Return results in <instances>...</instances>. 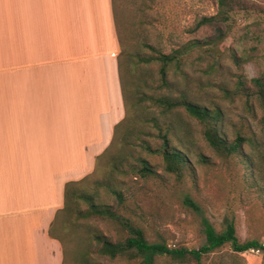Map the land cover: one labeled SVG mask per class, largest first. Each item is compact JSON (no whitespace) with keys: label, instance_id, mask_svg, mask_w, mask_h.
Masks as SVG:
<instances>
[{"label":"rangeland","instance_id":"374dc122","mask_svg":"<svg viewBox=\"0 0 264 264\" xmlns=\"http://www.w3.org/2000/svg\"><path fill=\"white\" fill-rule=\"evenodd\" d=\"M256 2L263 7L261 11L247 19L238 17L232 31L213 39V48L192 50L179 68L171 65L169 84L163 85L159 63H140L138 58L182 49L194 38L216 36L217 25L202 26L197 32L190 29L202 16L216 14L218 0H114L126 120L94 172L77 188L93 195L96 203L130 218L150 242L168 249H197L205 242L204 221L216 232L233 222L240 242H264V117L255 101L248 104L236 90L238 79L264 75V38L256 41L244 36L253 19L262 23L264 31V0ZM219 27L224 29V25ZM183 96L220 110L223 138L230 144L240 137L239 150L212 147L203 135V124L184 107L165 110L150 99ZM162 134L172 145L186 148L188 163L180 178L165 170L161 155L141 146L146 141L158 148ZM139 158L146 160L152 174L142 177L133 170ZM247 158L251 167L246 166ZM110 187L121 192L122 203ZM78 207L80 211L88 208L83 202ZM72 208L59 215L54 229L64 246V264H143L139 258L100 254L94 232L117 242L126 237V230L107 218L78 217L76 207ZM203 263L264 264V254L236 252L226 243L205 254ZM154 264L193 263L163 254L156 256Z\"/></svg>","mask_w":264,"mask_h":264},{"label":"crops","instance_id":"0c3cea01","mask_svg":"<svg viewBox=\"0 0 264 264\" xmlns=\"http://www.w3.org/2000/svg\"><path fill=\"white\" fill-rule=\"evenodd\" d=\"M114 0H0V264H64L50 233L126 116Z\"/></svg>","mask_w":264,"mask_h":264},{"label":"trees","instance_id":"16d2710c","mask_svg":"<svg viewBox=\"0 0 264 264\" xmlns=\"http://www.w3.org/2000/svg\"><path fill=\"white\" fill-rule=\"evenodd\" d=\"M256 1L260 0H218L216 14L202 16L190 29L191 32H197V30H199V28L202 26L217 25L218 34L216 36L206 39L194 38V40L190 41L188 45L184 46L182 49H176L170 53L158 52L155 56H141L138 58V61L145 64H149L152 61L158 62V73L160 75L161 82L163 85H168L167 71L171 65H175L177 68H179L183 58L192 50L202 47L213 48L215 44L213 39L227 31H232L233 23L238 17H244L247 19L249 15H254L263 9V7ZM219 25H224V29L222 30ZM247 27L248 29L244 31V36H249L251 39L256 41H263L261 38H264V31L261 29V22L253 19L250 23H248ZM145 46L149 47L148 44H145ZM119 66L120 80L126 108L124 85L121 78V60H119ZM236 90L240 95L245 97V100L248 104L251 102V100L255 101L257 106L262 111L264 117V75L253 77L249 81L238 79L236 83ZM150 99L156 104L165 108V110H170L179 106L184 107L191 116L195 117L201 124H203V135L206 141L212 147L225 148L231 151L239 150L241 146L240 137L234 139V141L230 144L226 143L223 138L225 136L224 119L222 118V113L220 110H211L206 106L195 104L192 101H189L185 96L181 97L180 99H170L168 97H151ZM125 120L126 116L124 120L116 126L114 138L118 128ZM220 125L222 126L223 130L219 129L218 126ZM160 138L162 139V143L158 148H152L151 145L146 141H141V146L146 151L161 155L165 164V170L169 173L175 174L180 178L183 175L186 164L188 163V156L185 151L186 148L181 144L178 146L172 145L166 134H162ZM109 147L104 151V153L109 149ZM244 160L246 162V166L251 167L250 160L248 158ZM137 165L138 166L134 167L133 170L137 171L142 177L152 174V168L149 166L146 160L139 158ZM83 180L79 182H68L66 184L64 192V207L56 216V221L62 212L64 213L71 211L73 210L72 207L74 206V208L76 207L75 213L78 217L107 218L121 225L126 230V237L121 241L112 242L99 232L93 233V240L100 244V247L97 251L102 255H107L112 258L117 256L126 258H139L143 264H154L156 256L167 254L173 259L181 262L204 264L203 256L205 254L215 251L226 243L231 244L232 249L236 252H245L250 248L260 246V243H257L256 241L240 242L235 234V226L233 222H229L221 232H216L207 221H204L203 230L205 233V242L199 248L168 249V247L162 243L148 241L143 229L130 218L117 213L108 205L96 203L93 195L79 190L77 187ZM110 192L115 196L118 203H122V195L120 191L110 187ZM81 202L87 204L88 208L86 211L79 210L78 205ZM54 229L55 225L50 233L54 234Z\"/></svg>","mask_w":264,"mask_h":264},{"label":"built area","instance_id":"2783aa9c","mask_svg":"<svg viewBox=\"0 0 264 264\" xmlns=\"http://www.w3.org/2000/svg\"><path fill=\"white\" fill-rule=\"evenodd\" d=\"M263 247H264V242L260 243V246L250 248V249L246 250L245 252H250V253L261 255V253H263Z\"/></svg>","mask_w":264,"mask_h":264}]
</instances>
